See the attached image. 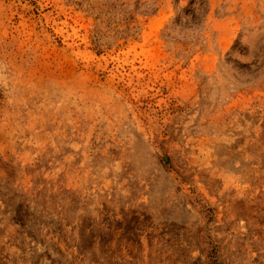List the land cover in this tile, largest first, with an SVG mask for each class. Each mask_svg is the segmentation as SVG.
Here are the masks:
<instances>
[{
	"label": "rangeland",
	"instance_id": "rangeland-1",
	"mask_svg": "<svg viewBox=\"0 0 264 264\" xmlns=\"http://www.w3.org/2000/svg\"><path fill=\"white\" fill-rule=\"evenodd\" d=\"M0 264H264V0H0Z\"/></svg>",
	"mask_w": 264,
	"mask_h": 264
},
{
	"label": "trees",
	"instance_id": "trees-1",
	"mask_svg": "<svg viewBox=\"0 0 264 264\" xmlns=\"http://www.w3.org/2000/svg\"><path fill=\"white\" fill-rule=\"evenodd\" d=\"M209 261H210V259H209ZM207 263H208V261H207Z\"/></svg>",
	"mask_w": 264,
	"mask_h": 264
}]
</instances>
